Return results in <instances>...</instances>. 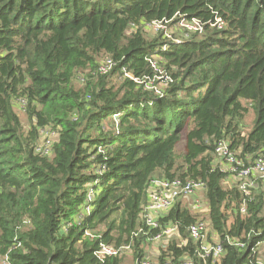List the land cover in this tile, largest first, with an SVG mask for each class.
<instances>
[{
	"label": "trees",
	"instance_id": "16d2710c",
	"mask_svg": "<svg viewBox=\"0 0 264 264\" xmlns=\"http://www.w3.org/2000/svg\"><path fill=\"white\" fill-rule=\"evenodd\" d=\"M182 17L202 30L180 42L145 36V24ZM104 56L114 66L101 74ZM79 71L88 74L76 88ZM159 72L158 94L145 84ZM47 127L57 138L44 155L35 149ZM220 140L244 162L264 156V0H0V254L13 264H121L122 256L98 261L100 243H131L141 264V244L168 225L178 239L162 264H258L264 193L258 181L248 194L224 185ZM175 178L204 183L218 258L198 255L188 227L205 218L180 200L158 228L134 236L146 228L152 180Z\"/></svg>",
	"mask_w": 264,
	"mask_h": 264
},
{
	"label": "built area",
	"instance_id": "2783aa9c",
	"mask_svg": "<svg viewBox=\"0 0 264 264\" xmlns=\"http://www.w3.org/2000/svg\"><path fill=\"white\" fill-rule=\"evenodd\" d=\"M172 19H162L155 20L148 24H145V28L150 30L152 33L162 32L163 36L170 41L180 42L183 38H187L192 32H199L202 30V25L199 21L193 19L187 21L183 17L179 19L178 22L171 23ZM171 23V24H169ZM215 25L218 28L224 27L225 23L220 18L216 19ZM173 28L178 29L182 33L181 38H176L168 31H172ZM149 61L154 70L157 69L156 65V54L149 56ZM114 66V61L108 57L104 56L98 61L97 71L101 74L108 73ZM160 71V70H159ZM160 75V72H159ZM156 75L150 79L149 83H146L145 86L149 90H153L155 93H160L162 89V84L154 83V81L161 80L160 76ZM124 76L131 78L137 83H142L136 77H133L132 74L124 72ZM79 80L82 81V76H78ZM162 81V80H161ZM114 120L118 119V114L112 116ZM43 133V129L40 130V134ZM54 143V140H50L48 137L44 141L39 140V144L36 146L35 151L49 155L50 149ZM215 155L216 159L222 160L224 165L222 169L229 172L237 180H241L242 183L239 184V189L242 190L245 194H248L250 187L257 186L256 179H263L264 181V156H258L252 160L244 162L242 159L238 158L236 153L231 151L228 147L226 140H220L216 143L215 146ZM204 183L200 180L194 179H180L175 178L171 180H159L154 179L151 182L148 198L145 206L143 207L140 213V219L143 222V225L146 228H140L134 232V236H138V233L141 232L144 235H147L151 229L159 227L158 218L164 216L182 197H191L195 194L196 191L202 190L204 192ZM196 208H200L201 205L196 201L194 204ZM206 227L205 221H196L188 227L189 236L193 239L194 242L198 243V255L200 257H211L213 259L218 258L223 253V248L218 242H209L206 237ZM176 231L175 226L168 225L164 227L160 232L154 236H149V241H160L163 237L169 236ZM264 243V240L257 242L256 248ZM131 243L122 244L119 246L109 245L106 243H100L98 248L95 250L94 254L98 261L103 262L106 257H116L122 256L128 252H132ZM241 245V244H240ZM258 264H264V261L257 259ZM0 264H13L7 253L0 254ZM141 264H152L144 258L141 261ZM162 264L158 261V263ZM163 264H170L169 261H166ZM177 264H192L188 259L180 260Z\"/></svg>",
	"mask_w": 264,
	"mask_h": 264
},
{
	"label": "rangeland",
	"instance_id": "374dc122",
	"mask_svg": "<svg viewBox=\"0 0 264 264\" xmlns=\"http://www.w3.org/2000/svg\"><path fill=\"white\" fill-rule=\"evenodd\" d=\"M129 32V31H128ZM145 36L147 37H151L152 36V32L148 29L145 30ZM169 33H171V35H173L176 38H181L182 37V33L176 29L173 28L172 31H168ZM87 71H85L84 73H82L81 71H79V73H77V75L74 77V81H73V85L78 88L81 87V85H83L84 82H81L79 80L78 76H85L84 74H86ZM88 74V73H87ZM86 74V75H87ZM159 75V73H158ZM157 80V79H156ZM157 83V82H156ZM14 109L16 111V113L18 114L20 121H21V125L24 129V131H27L30 127V120L28 119L27 115H25L21 109V103L20 102H15L14 103ZM254 112L253 110L249 107L248 112L245 114L244 116V131H248L250 130V128L253 125V121H254ZM112 120V119H111ZM109 123L111 124V121H109ZM113 126H115V122H113ZM104 127L105 129H110L108 123H104ZM57 129H53V128H44L43 129V133L40 134V142L44 141L46 139V137H48L50 140H55L57 138ZM181 146L180 145L178 147V153L181 151ZM219 160L215 158L214 162L217 163ZM219 163V162H218ZM258 181V184L260 186V188L258 187L257 189L262 191L264 193V181L263 179H256V183ZM228 182V183H227ZM242 183L241 180H237L233 175H229L228 178L226 179V182L224 183L225 186H231V185H235V184H240ZM239 187V186H238ZM186 198H181L180 202L184 207H187L192 213L197 214L198 217L201 218H205V224H207V231L210 232L209 233V237L211 236V229L208 226V220H207V215H208V207L207 204L205 206V200H204V196H203V192L202 190H198L195 192L194 195H192L191 197H188V201L185 200ZM196 201L201 205L200 208H195L193 204L196 203ZM145 206V205H144ZM143 206V207H144ZM207 208V210H206ZM198 210L199 212H195L194 210ZM242 210H244V207L242 206ZM177 236L176 234H171L169 236L163 237L162 240L160 241H152V242H143L141 244V248L143 249V253L144 256L143 258L147 261H149L150 263L154 264V263H158L160 254L162 252V250H164L166 248V246L168 245V243H170L171 241H177ZM121 264H136V258L134 256V252H128L124 255H122V259H121Z\"/></svg>",
	"mask_w": 264,
	"mask_h": 264
},
{
	"label": "crops",
	"instance_id": "0c3cea01",
	"mask_svg": "<svg viewBox=\"0 0 264 264\" xmlns=\"http://www.w3.org/2000/svg\"><path fill=\"white\" fill-rule=\"evenodd\" d=\"M219 162V163H218ZM216 164H218V165H220V167L222 168V166L224 165V162L222 161V160H219ZM228 178V177H227ZM228 183V182H227ZM257 185V184H256ZM256 187V186H255ZM254 187V188H255ZM203 196H204V192H203ZM182 198H186L185 200H187L188 201V197H182ZM181 199V198H180ZM179 199V200H180ZM204 200H205V198H204ZM194 205V204H193ZM205 206H206V202H205ZM195 207V206H194ZM207 207V206H206ZM196 208V207H195ZM206 210H207V208H206ZM195 212H199L198 210H194ZM208 238L211 240V242H217V235L214 233V232H212V230H211V236L209 237L208 236ZM256 258L257 259H260V260H262V261H264V243H261L257 248H256Z\"/></svg>",
	"mask_w": 264,
	"mask_h": 264
}]
</instances>
